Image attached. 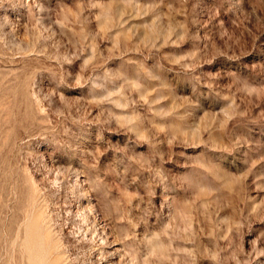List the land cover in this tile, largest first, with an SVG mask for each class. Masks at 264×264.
<instances>
[{
    "label": "rangeland",
    "instance_id": "obj_1",
    "mask_svg": "<svg viewBox=\"0 0 264 264\" xmlns=\"http://www.w3.org/2000/svg\"><path fill=\"white\" fill-rule=\"evenodd\" d=\"M0 264H264V0H0Z\"/></svg>",
    "mask_w": 264,
    "mask_h": 264
}]
</instances>
